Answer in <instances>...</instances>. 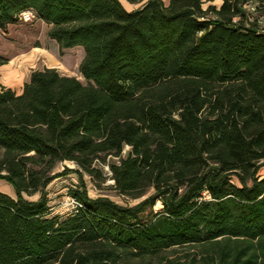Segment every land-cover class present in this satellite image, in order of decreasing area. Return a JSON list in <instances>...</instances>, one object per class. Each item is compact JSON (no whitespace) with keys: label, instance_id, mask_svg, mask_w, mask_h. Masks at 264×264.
Returning a JSON list of instances; mask_svg holds the SVG:
<instances>
[{"label":"trees","instance_id":"trees-1","mask_svg":"<svg viewBox=\"0 0 264 264\" xmlns=\"http://www.w3.org/2000/svg\"><path fill=\"white\" fill-rule=\"evenodd\" d=\"M203 4L0 0V28L33 10L61 53L83 47L87 82L44 69L21 94L0 84V180L16 192H0V264H127L187 246H218L206 264H264V0ZM64 162L107 164L140 201L77 188L75 211L52 215Z\"/></svg>","mask_w":264,"mask_h":264},{"label":"rangeland","instance_id":"rangeland-1","mask_svg":"<svg viewBox=\"0 0 264 264\" xmlns=\"http://www.w3.org/2000/svg\"><path fill=\"white\" fill-rule=\"evenodd\" d=\"M124 7L128 11H134L139 9L146 0H120ZM166 5L170 0H163ZM203 7L207 9L209 6H216L219 8L223 0H202ZM256 18L260 17V14L255 15ZM260 25L264 27V18H260ZM35 24V23H33ZM25 25L23 29L27 30ZM27 27H31L28 25ZM28 31V30H27ZM30 34V32L28 31ZM12 42L14 41L11 40ZM27 47V46H26ZM15 49L7 50V56L15 59ZM10 51V52H9ZM63 56L64 53H60ZM83 84H87L86 80L82 77L79 79ZM128 152V148L125 149L124 155ZM2 150L0 149V159L2 158ZM117 158L108 157L107 163H116ZM94 170L91 174L83 172L80 168L72 162H64L56 166L54 173L58 176L47 186L46 194L48 199V206L52 215H59L66 217L71 215L76 208V204L73 202V198L70 195L71 190L85 189L88 196L92 199L104 197L112 200L113 202L122 206H134L140 200L131 199L129 197L121 195L114 186L112 174L106 165L96 162L93 167ZM73 170V171H72ZM76 170H80V174L76 173ZM260 175L264 176V168L260 170ZM24 197L30 201H37L40 198V194H34L28 196L24 194ZM162 205L158 203L155 207L156 210H160ZM219 247L214 246H187L172 248L164 251L158 255H145L143 257L129 256L126 261L127 264H166L170 260H180L187 264H206L207 259L211 257H217L215 251H218Z\"/></svg>","mask_w":264,"mask_h":264},{"label":"crops","instance_id":"crops-1","mask_svg":"<svg viewBox=\"0 0 264 264\" xmlns=\"http://www.w3.org/2000/svg\"><path fill=\"white\" fill-rule=\"evenodd\" d=\"M34 23L17 22L0 28V56L8 60L7 64L0 66V84L17 94L22 93L34 71L55 69L63 76L82 78L79 68L85 57L84 48L66 49L61 56L58 43L48 37L50 26L38 19ZM23 25L30 34L22 28ZM10 49H15V59L7 56ZM0 192L16 197L14 187L5 180H0Z\"/></svg>","mask_w":264,"mask_h":264},{"label":"built area","instance_id":"built-area-1","mask_svg":"<svg viewBox=\"0 0 264 264\" xmlns=\"http://www.w3.org/2000/svg\"><path fill=\"white\" fill-rule=\"evenodd\" d=\"M37 20V15L33 10H26L18 15V22L23 24H33ZM73 202L78 205L75 200Z\"/></svg>","mask_w":264,"mask_h":264}]
</instances>
